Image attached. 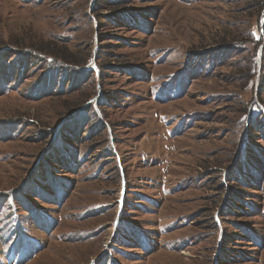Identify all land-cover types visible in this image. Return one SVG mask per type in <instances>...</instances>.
Masks as SVG:
<instances>
[{"label": "rangeland", "instance_id": "rangeland-1", "mask_svg": "<svg viewBox=\"0 0 264 264\" xmlns=\"http://www.w3.org/2000/svg\"><path fill=\"white\" fill-rule=\"evenodd\" d=\"M0 264H264V0H0Z\"/></svg>", "mask_w": 264, "mask_h": 264}, {"label": "trees", "instance_id": "trees-1", "mask_svg": "<svg viewBox=\"0 0 264 264\" xmlns=\"http://www.w3.org/2000/svg\"><path fill=\"white\" fill-rule=\"evenodd\" d=\"M261 24V23H260ZM260 32L263 34V28H260ZM225 49V48H224ZM222 53H224L225 55H227L224 51H221L219 53H214L212 55V57H210V61L212 62H216V63H220V60H222L221 58H223L225 55L222 56ZM194 57V56H193ZM197 58V57H196ZM251 105V104H250ZM65 118V117H64ZM67 119V118H66ZM65 120V119H64ZM62 126V125H61ZM68 129H69V125H67ZM72 127V125L70 126V128ZM60 128V127H59Z\"/></svg>", "mask_w": 264, "mask_h": 264}]
</instances>
